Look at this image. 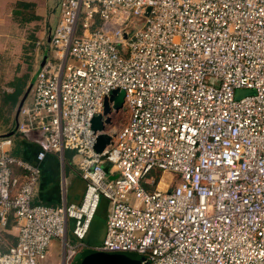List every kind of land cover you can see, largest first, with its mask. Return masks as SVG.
<instances>
[{"label":"built area","instance_id":"built-area-1","mask_svg":"<svg viewBox=\"0 0 264 264\" xmlns=\"http://www.w3.org/2000/svg\"><path fill=\"white\" fill-rule=\"evenodd\" d=\"M56 6L51 57L15 132L38 144L36 162L0 136V264H38L53 239L57 264H75L85 249L148 264H264V0ZM114 89L128 118L97 152L91 118ZM67 151L85 181L81 200L34 202L39 163ZM153 170L174 183L160 187ZM101 199L105 233L90 246L83 239ZM10 216L16 242L4 249Z\"/></svg>","mask_w":264,"mask_h":264},{"label":"crops","instance_id":"crops-1","mask_svg":"<svg viewBox=\"0 0 264 264\" xmlns=\"http://www.w3.org/2000/svg\"><path fill=\"white\" fill-rule=\"evenodd\" d=\"M17 3L24 10H29L28 22L36 25L34 43L31 51L27 52L24 51L25 32L11 26L16 23L10 15H21L20 10L16 9ZM56 4L57 0H0V136H13L10 151L31 163L36 162L39 146L15 133L20 118L17 109L43 58L46 61L51 57L49 33L57 19ZM29 99L28 93L23 103ZM75 163L76 157L71 151L65 152L63 159L55 152L47 153L39 163L41 175L34 202L57 205L65 199L78 203L85 189V181ZM110 168V164H104L108 176L112 177ZM11 225L13 228V221Z\"/></svg>","mask_w":264,"mask_h":264},{"label":"water","instance_id":"water-1","mask_svg":"<svg viewBox=\"0 0 264 264\" xmlns=\"http://www.w3.org/2000/svg\"><path fill=\"white\" fill-rule=\"evenodd\" d=\"M44 61L45 58H43L40 67L44 64ZM34 77L30 81L26 91L22 96V100L19 103L17 109V115L20 106L23 103V100L31 89ZM252 92L253 90L251 89H237L235 95L236 97H241L246 94H251ZM123 102L124 91L120 89H114L109 96H106L104 98L102 112L94 115L91 118V128L97 134L94 144V148L97 152L102 151L106 145L111 143L113 133H111L110 128H108L112 122L111 114L121 109L123 107ZM149 259L150 258L148 256L137 253L106 252L93 249H85L78 256L75 264H148Z\"/></svg>","mask_w":264,"mask_h":264},{"label":"rangeland","instance_id":"rangeland-1","mask_svg":"<svg viewBox=\"0 0 264 264\" xmlns=\"http://www.w3.org/2000/svg\"><path fill=\"white\" fill-rule=\"evenodd\" d=\"M16 9L20 10L21 15L20 16L10 15V17L13 18L16 23V24H12L11 26L18 28L20 31L23 30L25 32L26 43L24 45L25 46L24 51L25 52L31 51L32 42L34 43V39H35L34 30L36 25L28 22L29 10H24L18 3ZM55 24L56 21L55 23H52V26H54ZM27 58H29V56H27ZM127 118H128V111L126 110L125 107H122L118 111L113 112L111 114L112 122L108 128L111 129L115 127L114 130L119 129L126 122ZM151 173L154 175L155 179L161 180L160 182L163 183L162 185L163 187L166 186L167 184L171 185L172 183H174L172 181L173 179L171 174L167 172L160 174V172L153 170ZM107 211H108V202H106V200L101 199L98 209L90 222L85 238L83 239L84 242L87 243L88 245L94 246L102 241L105 233V220H106ZM14 230L15 228H11L10 232L15 236L16 233L14 232ZM70 230L68 232V239L72 243L76 242L77 239L72 235ZM7 241L10 242L11 240L8 239ZM61 258H62L61 246L59 245L58 240L53 239L49 242L48 246L46 247L44 259H38V264H57L61 261Z\"/></svg>","mask_w":264,"mask_h":264},{"label":"trees","instance_id":"trees-1","mask_svg":"<svg viewBox=\"0 0 264 264\" xmlns=\"http://www.w3.org/2000/svg\"><path fill=\"white\" fill-rule=\"evenodd\" d=\"M12 219H13L12 216H10L9 223L7 224L5 230L3 231V242H4L3 248L4 249H5L6 245H12V244H14L16 242V235L14 236L10 232V229L12 227V225H11ZM8 239H10L11 241L8 242L7 241Z\"/></svg>","mask_w":264,"mask_h":264},{"label":"bare ground","instance_id":"bare-ground-1","mask_svg":"<svg viewBox=\"0 0 264 264\" xmlns=\"http://www.w3.org/2000/svg\"><path fill=\"white\" fill-rule=\"evenodd\" d=\"M162 185H163V183H160V187H163Z\"/></svg>","mask_w":264,"mask_h":264}]
</instances>
